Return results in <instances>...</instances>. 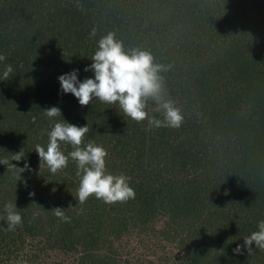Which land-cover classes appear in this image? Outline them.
I'll use <instances>...</instances> for the list:
<instances>
[{"label": "trees", "instance_id": "16d2710c", "mask_svg": "<svg viewBox=\"0 0 264 264\" xmlns=\"http://www.w3.org/2000/svg\"><path fill=\"white\" fill-rule=\"evenodd\" d=\"M0 264H264V0H0Z\"/></svg>", "mask_w": 264, "mask_h": 264}, {"label": "rangeland", "instance_id": "374dc122", "mask_svg": "<svg viewBox=\"0 0 264 264\" xmlns=\"http://www.w3.org/2000/svg\"><path fill=\"white\" fill-rule=\"evenodd\" d=\"M152 240L154 241V242H157V240L155 239V238H152ZM146 244V245H145ZM154 246L152 243H151V241H148V240H144V242L142 243V246Z\"/></svg>", "mask_w": 264, "mask_h": 264}]
</instances>
